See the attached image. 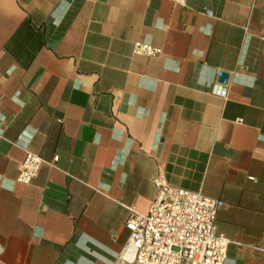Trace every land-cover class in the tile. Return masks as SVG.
Masks as SVG:
<instances>
[{"label":"crops","instance_id":"0c3cea01","mask_svg":"<svg viewBox=\"0 0 264 264\" xmlns=\"http://www.w3.org/2000/svg\"><path fill=\"white\" fill-rule=\"evenodd\" d=\"M262 29L264 0H0V264H117L155 177L264 264Z\"/></svg>","mask_w":264,"mask_h":264},{"label":"built area","instance_id":"2783aa9c","mask_svg":"<svg viewBox=\"0 0 264 264\" xmlns=\"http://www.w3.org/2000/svg\"><path fill=\"white\" fill-rule=\"evenodd\" d=\"M171 1L181 5L185 0ZM259 39L264 41V29ZM133 53L149 58L159 51L136 43ZM225 94L218 91L220 97ZM2 127L0 119V143ZM43 163L38 156L27 154L17 183L29 185ZM152 184L155 195L148 212L131 213L124 223L128 237L117 264H224L230 242L218 234L215 224L223 203L172 187L162 177H155Z\"/></svg>","mask_w":264,"mask_h":264},{"label":"water","instance_id":"95a60500","mask_svg":"<svg viewBox=\"0 0 264 264\" xmlns=\"http://www.w3.org/2000/svg\"><path fill=\"white\" fill-rule=\"evenodd\" d=\"M227 80H228V74L227 73L220 72L218 74V83L219 84L224 85L227 83Z\"/></svg>","mask_w":264,"mask_h":264}]
</instances>
